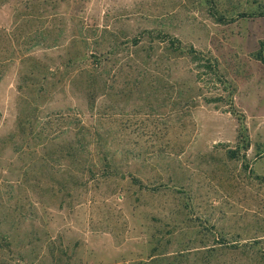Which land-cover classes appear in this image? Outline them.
<instances>
[{"label": "rangeland", "instance_id": "obj_1", "mask_svg": "<svg viewBox=\"0 0 264 264\" xmlns=\"http://www.w3.org/2000/svg\"><path fill=\"white\" fill-rule=\"evenodd\" d=\"M249 8L248 0H0V57L10 54L7 32L16 39L18 54L26 35L40 40L32 50L41 59H55L54 67L63 63L71 44L78 50L84 36L105 49L143 30L162 32L218 59L236 90L237 112H229L228 103L203 99L190 110L179 106L176 90L186 89L171 87L188 77V63L176 59L165 63L168 68L159 65L164 93L151 97L152 106L136 91L123 103L115 101L113 127L118 130L121 120L126 124L116 133H123L125 159L119 156L118 161L127 179L99 189L90 182L74 187L72 197L52 192L44 199L36 183L30 200L20 201L22 212L11 215L6 212L16 200H0V264H148L158 228L163 242L172 240L169 251L211 225L230 242L261 239L264 248V180L257 178L264 176V63L254 55L264 40V15H239ZM221 14L226 22L218 19ZM77 72L78 66L73 67L72 74ZM18 79L10 64L0 80L1 135L15 128ZM61 94L44 113L84 104L74 98L65 104ZM107 103L101 98L98 110ZM242 139L250 148L231 159L227 151L244 145ZM14 144L8 145L6 158H15ZM133 176L159 191H141ZM166 223L179 227L168 235ZM6 232L11 249L1 239ZM226 252L224 264L246 263L240 251Z\"/></svg>", "mask_w": 264, "mask_h": 264}, {"label": "trees", "instance_id": "obj_2", "mask_svg": "<svg viewBox=\"0 0 264 264\" xmlns=\"http://www.w3.org/2000/svg\"><path fill=\"white\" fill-rule=\"evenodd\" d=\"M248 3L251 10L243 11L240 16L264 15L262 0H248ZM218 19L227 21L222 14ZM29 37L25 36L26 39L21 44L22 54H18L16 39L11 33H5L8 43L6 52L9 51L10 54L0 57V80L10 64H14L19 75L15 128L5 135L0 134V200L8 203L12 199L16 200L14 206L4 205H10L8 208L11 210L6 212L8 215L13 211L22 212L19 210V207L22 208L20 201L30 200V191L35 189L36 183L44 199L52 192L56 196L58 192H65V197H72L74 187H85L90 182H95L94 189H99L106 184L118 183L116 185L119 186L117 179L126 180L129 174L120 169L118 161L119 156L122 161L125 159L123 133L117 132L120 138H114L116 131H123L126 124L121 120L118 130L113 127L111 119L116 115L115 101L123 103L136 91L141 100L147 98V105L152 106V101H149L151 97L163 92L165 73L160 71L159 65L168 68L165 63L177 61L176 59L188 63V77L183 80L178 78L172 83L174 86L168 83L172 89L180 85L186 89L176 90L179 96L175 103L179 106L185 105L190 110L203 99L207 104L228 103V111L237 115L234 111L236 90L228 85L218 59L162 32L143 30L124 42H112L105 49H101L99 42L95 44L90 35L84 36L78 50L73 51L71 44L66 55H63V63L55 67V59H41V56L35 55L32 48L41 43L40 40L33 42L32 37ZM162 43L165 45L160 48ZM159 49L162 50L161 54ZM254 55L264 63V40ZM75 66H78V72L72 74ZM168 76L171 77L170 72ZM205 85L210 90L204 91ZM61 93L65 104L71 98L83 101L84 104L78 103V106H66L44 113L46 104L54 101ZM101 98L108 101L102 112L98 110ZM165 100L167 101L166 98ZM81 105L85 106L84 110L79 107ZM65 109H71L72 112ZM1 116L0 110V118ZM239 133L243 137V131ZM242 140L244 145L227 151L231 159L238 158L243 148H250L249 141ZM11 143H15L12 153L15 158H6V149ZM245 168H248L247 164ZM257 178L264 180V176ZM131 180L140 184L141 191H159V187L149 188L135 176ZM166 226L169 227L166 229L168 235L179 227L170 223H166ZM161 231L158 228L152 234L153 246L148 264H224L223 258L227 250L233 255L240 251L246 257L245 264L264 263L261 239L245 243L236 240L230 242L215 225H211L206 226V232L198 230L195 238H189L178 249L169 251L168 246L172 240L163 242ZM2 233L0 227V235ZM188 233L185 235L189 236ZM10 236V232H6L1 239L5 241L4 247L11 249Z\"/></svg>", "mask_w": 264, "mask_h": 264}, {"label": "crops", "instance_id": "obj_3", "mask_svg": "<svg viewBox=\"0 0 264 264\" xmlns=\"http://www.w3.org/2000/svg\"><path fill=\"white\" fill-rule=\"evenodd\" d=\"M262 159L264 158V155H262V157H261Z\"/></svg>", "mask_w": 264, "mask_h": 264}]
</instances>
